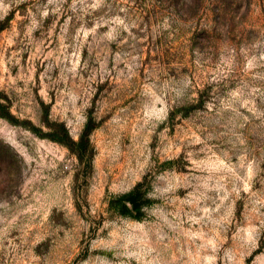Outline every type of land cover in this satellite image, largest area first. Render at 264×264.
Instances as JSON below:
<instances>
[{"label":"rangeland","instance_id":"rangeland-1","mask_svg":"<svg viewBox=\"0 0 264 264\" xmlns=\"http://www.w3.org/2000/svg\"><path fill=\"white\" fill-rule=\"evenodd\" d=\"M0 24V264H264V0H0ZM87 123L82 160L49 138ZM145 178L141 219L109 209Z\"/></svg>","mask_w":264,"mask_h":264},{"label":"trees","instance_id":"trees-1","mask_svg":"<svg viewBox=\"0 0 264 264\" xmlns=\"http://www.w3.org/2000/svg\"><path fill=\"white\" fill-rule=\"evenodd\" d=\"M2 29L3 25L0 24V31ZM0 115L9 122H13V115L1 102ZM60 127H62V133H59L58 130L51 125V127H49V138L67 146L78 159L82 160L86 154L87 145L89 144V135L92 130L90 124L87 123L80 140L76 142L69 138L68 132L63 125ZM148 190L149 186L145 178V180L139 182L131 191L112 198L109 209L125 217L141 219L143 209L149 204L147 198Z\"/></svg>","mask_w":264,"mask_h":264}]
</instances>
